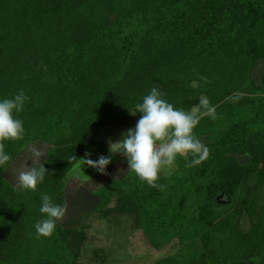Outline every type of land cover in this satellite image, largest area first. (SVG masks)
Instances as JSON below:
<instances>
[{"label": "trees", "instance_id": "obj_1", "mask_svg": "<svg viewBox=\"0 0 264 264\" xmlns=\"http://www.w3.org/2000/svg\"><path fill=\"white\" fill-rule=\"evenodd\" d=\"M260 61L264 0H0V101L28 97L16 114L24 137L5 142L11 160L0 167V264H78V228L57 224L38 237L41 196L62 205L73 157L126 122L153 87L177 109L202 96L216 107L217 118L194 129L209 157L191 168V156L178 157L172 175L159 174L164 190L137 176L111 182L96 209L116 199L149 233L198 242L158 264H264V81L252 77ZM38 140L52 145L44 181L11 187L4 171Z\"/></svg>", "mask_w": 264, "mask_h": 264}, {"label": "rangeland", "instance_id": "obj_2", "mask_svg": "<svg viewBox=\"0 0 264 264\" xmlns=\"http://www.w3.org/2000/svg\"><path fill=\"white\" fill-rule=\"evenodd\" d=\"M252 77L258 84L264 81V61L258 62ZM240 94L243 95L242 92ZM251 96L254 95L251 94ZM139 118L138 114H131L124 123L112 122L104 127L80 157L83 158L86 152L91 153L89 158L94 161L101 155L110 156L112 162L106 168L107 174H101L95 168L80 165L78 158L64 177L61 206L67 207V213L57 224L79 229L76 236L77 245L71 248L72 254H76L78 264H158L159 260L175 255L182 248L189 250L199 248L196 241L149 233L136 214L119 209L116 199H113L106 208L96 209L101 201L98 189H102L111 182L136 176L133 172L127 173L128 164L124 156L110 152L109 142L115 143L121 140L122 134L134 128ZM51 146L42 140L29 143L6 168L3 173L4 179L11 187L18 188L19 184L14 181V173L30 156L29 150L33 147L44 148L46 153L40 158L42 163ZM248 157L242 156L240 160L244 163L249 159ZM27 163L31 166L32 161L29 159ZM120 168H124L125 172L117 177V171ZM176 168V164L171 168H162L159 174L168 177ZM114 178L118 180L115 181ZM125 191H127L126 188ZM260 196L261 205L264 204V188ZM251 225L249 218L243 221L245 229Z\"/></svg>", "mask_w": 264, "mask_h": 264}, {"label": "clouds", "instance_id": "obj_3", "mask_svg": "<svg viewBox=\"0 0 264 264\" xmlns=\"http://www.w3.org/2000/svg\"><path fill=\"white\" fill-rule=\"evenodd\" d=\"M201 79L208 82L206 77ZM163 97L164 94L153 87L143 98V102L136 104V112H130L132 115L141 114L135 127L124 132L118 142H109L111 153H120L126 158L127 173H135L142 182L160 190H164L165 185L157 183L159 172L162 168L174 166L178 157H183L186 161L189 156L192 157L185 164L188 168L201 164L209 157V149L195 136L194 129L203 117L213 120L217 118L216 107L205 96L199 99V103L191 111L177 109ZM27 99L21 90L13 98L0 101V167L7 166L11 160L5 151V142L22 140L24 137L23 122L16 114L23 110ZM229 99L235 100L238 97ZM29 151L30 156L14 173V181L23 190L35 191L49 172L40 162L46 150L33 147ZM90 156L91 153L86 152L83 158L74 156L73 159H78L80 165L107 174L106 168L112 162L111 157L101 155L94 161ZM29 159L32 161L31 166L27 163ZM124 172V168L118 169L117 177ZM41 201L39 211L46 218L37 221L35 229L38 237H51L57 222L66 216L67 207L54 203L47 193L42 194Z\"/></svg>", "mask_w": 264, "mask_h": 264}]
</instances>
